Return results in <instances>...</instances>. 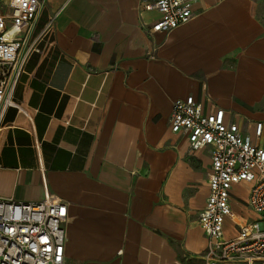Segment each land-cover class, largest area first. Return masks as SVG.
Instances as JSON below:
<instances>
[{"label": "crops", "instance_id": "crops-1", "mask_svg": "<svg viewBox=\"0 0 264 264\" xmlns=\"http://www.w3.org/2000/svg\"><path fill=\"white\" fill-rule=\"evenodd\" d=\"M151 1L41 0L28 33L53 18L14 92L27 116L5 114L0 199L64 202L65 264H203L210 156L171 132L172 102L192 96L247 129L239 100L264 97L257 0H196L168 33L150 30ZM244 187L233 186L230 205L249 220L248 191L235 195ZM223 231L237 234L230 218Z\"/></svg>", "mask_w": 264, "mask_h": 264}, {"label": "built area", "instance_id": "built-area-1", "mask_svg": "<svg viewBox=\"0 0 264 264\" xmlns=\"http://www.w3.org/2000/svg\"><path fill=\"white\" fill-rule=\"evenodd\" d=\"M196 0H152L146 10L159 14L150 27L153 33H168L193 17ZM9 14L0 13V132L5 114L13 108L27 116L26 108L14 98L27 57L39 52V39L52 28L53 18L34 39L28 33L41 0H8ZM170 130L184 135L191 151L207 149L210 156L208 195L198 214L207 238L203 264H264V124L256 121L248 129L225 120L217 108L203 112L192 96L172 102ZM249 185L245 204L255 218L233 215L234 185ZM66 205L45 196L35 203L0 199V264H65L64 223ZM230 218L237 234L224 236V221Z\"/></svg>", "mask_w": 264, "mask_h": 264}, {"label": "rangeland", "instance_id": "rangeland-1", "mask_svg": "<svg viewBox=\"0 0 264 264\" xmlns=\"http://www.w3.org/2000/svg\"><path fill=\"white\" fill-rule=\"evenodd\" d=\"M251 11L252 15L258 18L261 24L264 26V0H257L256 5L252 6ZM239 99L240 98H238V100ZM239 102L242 108L240 110L241 124H243L249 131L253 123L256 121H261L264 124V97L262 94H260V97H258L257 101L254 99H240ZM242 189L235 190V195L237 198H239L240 195L246 194L249 188L244 187V189ZM236 211L238 212V209Z\"/></svg>", "mask_w": 264, "mask_h": 264}]
</instances>
